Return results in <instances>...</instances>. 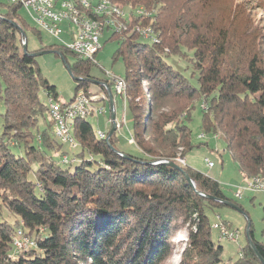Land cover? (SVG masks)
Instances as JSON below:
<instances>
[{
    "label": "trees",
    "instance_id": "1",
    "mask_svg": "<svg viewBox=\"0 0 264 264\" xmlns=\"http://www.w3.org/2000/svg\"><path fill=\"white\" fill-rule=\"evenodd\" d=\"M112 2L131 7L129 14L138 8L152 13L136 21L160 36L158 43H143L133 31L137 23L124 19L126 28L110 37L119 38L116 56L126 64L127 88L118 95L131 111L140 153L117 147L118 129L107 141L111 129L101 137L88 118L78 117L71 129L78 150L68 162L40 95L44 90L58 100V91L35 53L60 47L79 82L74 97L82 88L99 94L88 88L90 79L102 89L107 79L91 74L95 60L63 44L29 48L28 33L41 38V29L21 3L0 4V264H163L183 229L188 242L180 264H223L224 246L213 239L206 210L227 204L217 199H235L218 180L177 161L179 147L182 157L194 147L188 122L197 106L205 136L222 135L246 178L264 176V35L249 8L234 0ZM68 52L78 56L72 64ZM171 55L188 59L197 85L166 60ZM164 159L178 166L155 163ZM21 226L37 246L15 254ZM253 240L259 256L247 243L229 264H264V242Z\"/></svg>",
    "mask_w": 264,
    "mask_h": 264
},
{
    "label": "rangeland",
    "instance_id": "2",
    "mask_svg": "<svg viewBox=\"0 0 264 264\" xmlns=\"http://www.w3.org/2000/svg\"><path fill=\"white\" fill-rule=\"evenodd\" d=\"M112 1V0H111ZM235 3L239 5H243L246 9L249 8L248 14L251 20L253 21L254 25L259 27L261 33L264 35V0H234ZM7 0H0L1 3H6ZM77 2V3H76ZM221 4L225 2V0H219ZM80 0H75L73 3L74 8L78 10L81 14L85 12L88 13V9H86L85 5H80ZM113 3V2H111ZM227 3V0H226ZM78 4V6H76ZM114 4V3H113ZM116 4H114L115 6ZM122 7H125L127 12H131V7L127 5L121 4ZM76 6V7H75ZM83 6V7H81ZM83 9H80V8ZM251 7V8H250ZM80 9V10H79ZM85 9V10H84ZM82 10V11H81ZM23 13L31 20V17L28 15L26 9L24 8ZM150 13V12H148ZM152 14V13H151ZM107 18V15L105 16ZM131 17V14H130ZM133 24L137 23L136 17L132 15ZM32 21V20H31ZM33 22V21H32ZM133 24H127L129 30H132ZM67 24L63 23V29L66 30L65 26ZM69 27L68 31L73 32L75 30L74 27L67 25ZM113 30L110 28L106 30L104 35L101 38L102 48L97 53L95 57V63L91 68V74L97 78L107 79V81L113 82L112 79H124L126 75V64L122 57H117V50L120 47L119 38L110 39ZM29 34V48L31 49H38L43 46H48L51 44H63L67 47V42L71 41L72 37L66 31L60 36L56 37L45 30H41V35L39 38L37 35L33 34L31 31ZM69 34V35H68ZM26 40V39H25ZM139 41L143 43H151L150 40L141 37ZM263 49H264V37L262 39ZM59 49H44L51 50V52H42L41 54L37 55V64L40 67L44 77H46L50 83L56 85L58 91V100L62 103L70 102L74 97L77 86L79 84L78 80L70 73L67 64L65 63L64 58L61 55L60 47H56ZM68 48V47H67ZM69 49V48H68ZM70 50V49H69ZM40 52V51H37ZM36 52V53H37ZM73 52V51H72ZM81 57V56H80ZM68 61L72 64L78 58V56L71 54L68 52L67 55ZM83 58V57H81ZM86 59V58H83ZM92 60V59H91ZM166 60L180 72L185 74L186 76L190 77L192 83L194 85L198 84V80L194 76H191L193 72V66L190 64L187 58L180 57L178 55H171L166 58ZM94 61V60H92ZM115 76V77H114ZM119 76V77H118ZM121 77V78H120ZM96 80V79H95ZM106 81V80H104ZM145 91L146 85L145 84ZM88 88L94 92H100L101 86L99 83L92 81L89 83ZM84 89V88H82ZM103 90V89H102ZM126 91V90H125ZM125 91L121 92L124 93ZM41 99L47 104L49 102V98L44 90L40 91ZM118 97V98H117ZM54 98V97H53ZM57 99V98H56ZM117 104H116V113H110L111 102L109 99L101 100L99 105L105 106L108 109V113L106 114H94L88 116L87 118L92 123L94 129L99 133L102 132L104 134L107 133L110 129L112 130L113 127H116L118 141L117 147L122 150H129L134 153H140L136 144H134V139L131 135V131L133 130V118L131 111H125V105L122 95L116 96ZM98 104V103H97ZM204 106V104L202 105ZM207 106V105H206ZM1 111H4V104L1 106ZM125 112L126 116H125ZM149 111V113H151ZM147 111L141 113V118L143 123H145ZM204 117V111L197 106L195 109L192 110V119L188 122L191 130H192V141L194 147L186 153L185 157H182L181 152L183 150L182 146L179 147V154L177 157V161L180 158L185 159V164L190 167H193L196 170H199L214 179L218 180L223 188V191L229 197L235 199L236 202L243 201L248 203V208L251 211V216L254 217L256 222V229L260 235H263L264 230V208L262 204L259 203V200H264V194H258V201L255 202L254 206L250 205V198L252 197V192L245 191L241 200L234 198V194L237 191L239 186L246 185L247 179L245 175L240 169L239 163L234 160L230 151L226 150V145L223 141L222 135L220 138L216 137L217 133H207L205 137L201 138V135L204 132L202 128V122ZM78 119V118H77ZM76 120V119H75ZM74 120V121H75ZM127 120V124L125 121ZM73 121V122H74ZM118 122V125L116 123ZM120 126V127H118ZM110 130V131H111ZM56 134V132H55ZM219 134V133H218ZM105 135V134H104ZM101 136V134H100ZM108 136V135H107ZM132 139V142H131ZM59 140V139H58ZM60 141V140H59ZM62 142V141H61ZM61 150L68 152V157L71 158L73 156V152H76L78 149L76 147H72L70 142H62ZM60 160V157H57ZM64 158V157H63ZM207 158L210 161L215 163L214 167H209ZM76 162L73 164L75 165ZM65 166V165H64ZM254 193V192H253ZM249 199V200H248ZM237 208H231L230 206H221L219 208L211 209L207 208L206 212L209 216L211 223L213 224L216 220V215H221L224 220H229L233 225L232 228L239 227L241 229L242 238L241 241H247V224L250 226V222H248V216H246V212L240 211ZM15 217L12 218L14 220ZM211 224V227H212ZM219 231L217 229H213V239L224 246L223 251V264H229L230 261H234L239 258V250H240V243L232 241L228 238H222L219 236ZM239 233V235H241ZM30 236V235H29ZM31 238L33 236H30ZM188 242V234L186 229H183L178 232L177 236L173 239V254L172 257L167 259L163 264H180L181 262V253L184 251V248L187 246ZM242 242V243H243Z\"/></svg>",
    "mask_w": 264,
    "mask_h": 264
},
{
    "label": "built area",
    "instance_id": "3",
    "mask_svg": "<svg viewBox=\"0 0 264 264\" xmlns=\"http://www.w3.org/2000/svg\"><path fill=\"white\" fill-rule=\"evenodd\" d=\"M10 2L21 3L26 9L31 20L41 29L49 32L50 34L60 37L65 31L63 29V23H67L75 30L71 32V41L67 42V47L74 53L80 55L86 59L95 60L97 53L102 48L101 38L109 28V23L106 20L105 13L102 12V0H87L88 1V20H81L76 15V19H69V12H73L69 6V0H8ZM132 15L134 17H140L138 14L124 13L122 19H126L127 22H133ZM90 19H103L104 27L101 29V38H82L83 29H90ZM142 37L150 40L153 43H157L155 39L151 38L149 34L144 33V24L141 21L137 22V30ZM122 32V31H120ZM26 41H23L25 44ZM104 89L100 94H93L87 92L84 89L78 91L74 99V106L62 107L60 100H53L52 95L47 94L49 99H52V103L55 105L53 127L58 128L59 140L63 142H70L72 147H77L78 144H74L69 136L68 128H66V121H68L71 113H83L86 116L94 114H106L108 109L105 106L96 104L101 100L109 99L111 102L110 113H116L115 97L118 94H122L119 89V84L111 81H102ZM88 95H95V103H88ZM203 108H207L204 104ZM116 123V122H115ZM118 125V122L116 123ZM119 127V126H118ZM104 134H107L104 132ZM205 137V136H203ZM132 142V139H131ZM70 159L68 155L64 156V162H68ZM180 163L185 164V159L180 158ZM209 167H214L215 163L207 158ZM245 191L250 192H263L264 193V176H254L247 179L246 185L239 186L235 192V197L241 199ZM216 221L218 223V231L220 237L228 238L232 241H239V231L232 228L231 224L224 220L221 215H216ZM23 225V222H22ZM15 254L23 249L30 247H36L37 241L35 238H31L25 233L23 227H19L13 240Z\"/></svg>",
    "mask_w": 264,
    "mask_h": 264
},
{
    "label": "bare ground",
    "instance_id": "4",
    "mask_svg": "<svg viewBox=\"0 0 264 264\" xmlns=\"http://www.w3.org/2000/svg\"><path fill=\"white\" fill-rule=\"evenodd\" d=\"M74 1L75 0H69V6H70L71 10L73 11V12H69V19H76V15H77L78 18H80L81 20H88V13L86 12V10L84 9L85 12L82 14L80 12H78V10L76 8H74V6H73ZM111 2H112L111 0H102V12L105 13V16L107 15L106 20L109 23V28H111L113 30V32L123 31L126 28V24L124 23V19H122V15H123V12L124 13H129V12H127L125 9H122V8H119V9L115 8L114 4ZM79 4L85 5L84 7L86 8L88 6V1L87 0H80ZM76 6H78V4ZM81 7H83V6H81ZM116 7H118V6H116ZM77 8H80V7H77ZM80 9H83V8H80ZM133 12L135 14H138V15L148 13L144 8H138V9L134 10ZM149 14H151V13H148V15ZM99 27H104V20L103 19H90V29H83L82 38H101V29ZM135 30H137V26L135 27ZM144 33L149 34L151 36V38H153V39H155V41H157V43L160 41V39H159L160 36H158V33L154 29H152L151 27H144ZM112 80H113V82H116L119 84L120 92H123L126 90L127 83H126V80L123 79V77H122V79L115 78ZM52 98H53V96H52ZM53 100H56L55 97L53 98ZM88 103H95V95H88ZM48 105L50 108V112L54 118L55 105L52 103V99H49ZM61 106L62 107H72V106H74V100L71 102H66V103L61 102ZM78 117L87 118L88 116H86L83 113H71L68 121H66V128H68L69 136L71 137L74 144H78V143L74 139V137L71 133V129L73 127V123H74L73 121ZM55 132H56L55 136H57L59 138L57 127L55 128ZM100 134H101V137L105 136L102 132H99V135ZM203 136H205L204 133L201 135V138ZM217 136L218 135H216V137ZM107 138H108V136L106 137V139ZM213 228L218 230L217 221L213 224Z\"/></svg>",
    "mask_w": 264,
    "mask_h": 264
},
{
    "label": "crops",
    "instance_id": "5",
    "mask_svg": "<svg viewBox=\"0 0 264 264\" xmlns=\"http://www.w3.org/2000/svg\"><path fill=\"white\" fill-rule=\"evenodd\" d=\"M33 24L35 25V23L33 22ZM67 24V23H66ZM35 26H37V25H35ZM65 28H66V32L67 33H69L70 34V36H71V32L70 31H68V29H69V27L66 25L65 26ZM68 34V35H69ZM97 83V82H96ZM94 92V91H93ZM95 93H102V88H101V91L100 92H95ZM118 98V97H117ZM117 101V100H116ZM100 103V101L98 102V104ZM97 104V103H96ZM221 136V135H220ZM217 138H220V137H217ZM246 178V177H245ZM246 179H248V178H246ZM260 193H262V194H264L263 192H252L251 194H252V197L250 198V205H252V206H254V204H255V202H257L258 201V194H260ZM228 196V195H227ZM229 197V196H228ZM232 198V197H231ZM234 198H236L235 197V194H234ZM243 199H244V197H242ZM241 198V199H242ZM237 199V198H236ZM240 199V200H241ZM239 200V199H238ZM229 202H231V203H233V204H235L238 208H241L242 210H240V211H243V212H246V216H248V222H250V226H248V224H247V226H246V228H247V241L246 242H243V241H241V239L243 240V238H242V234H241V229L239 228V227H237V228H234V229H237L238 231H239V233L241 234V235H239V241H241V242H239L240 243V250H239V256H240V251H241V248L244 246V245H246L247 243H249V235H250V228L252 227V232H253V238L252 239H256V240H259V241H263L264 242V230H263V235H260L259 233H258V230L256 229V222H255V219H254V217H252L251 216V211H250V209L248 208V206H249V204L248 203H245L244 201H243V203H241L240 201L239 202H237V203H235V201H229ZM259 203L260 204H262V206H263V208H264V200H259ZM225 206H230L231 208H237V207H235V206H233V205H229V204H225ZM255 207V206H254ZM237 210V209H236ZM263 219H264V215H263ZM227 221V220H226ZM215 222H216V220H215ZM214 222V223H215ZM228 222L231 224V226L233 225L229 220H228ZM219 233V232H218ZM219 236H220V233H219ZM254 241V240H253ZM237 242V243H238ZM243 242V243H242ZM238 243V244H239Z\"/></svg>",
    "mask_w": 264,
    "mask_h": 264
},
{
    "label": "water",
    "instance_id": "6",
    "mask_svg": "<svg viewBox=\"0 0 264 264\" xmlns=\"http://www.w3.org/2000/svg\"><path fill=\"white\" fill-rule=\"evenodd\" d=\"M14 24H15L17 27H19V28L21 29L22 33L24 34V31H23V29L21 28V26H20L17 22H14ZM25 41H26V40H25ZM24 45L26 46V43H25ZM42 52H51V50L40 51V52H37V53H35V54L38 55V54H41ZM90 80L97 82V80H95V79H90ZM115 130H116V127H113L112 131H111L110 134L108 135L107 141H109L110 136L112 135V133H113ZM155 163H172V162H170L169 160H165V159H164V160L156 161ZM172 164L178 166L176 163H172ZM184 173H185V175L187 176V179H188V181L191 183V185H192L193 187H196V184H195V182L193 181V179H192L191 177H189V176L187 175L186 172H184ZM201 195H203V196H205V197H210V196H208V195L205 194V193H201ZM216 199H217V198H216ZM217 200H220V201L225 202V203H227V204H229V205H233V206L237 207L235 204H233V203H231V202H229V201H225V200H222V199H217ZM237 209L242 210L241 208H238V207H237ZM249 245H250L251 248L256 252V254L259 256V253H258V251H257V248H256V246H255V243H254L252 237H250V235H249ZM263 262H264V261H263Z\"/></svg>",
    "mask_w": 264,
    "mask_h": 264
}]
</instances>
